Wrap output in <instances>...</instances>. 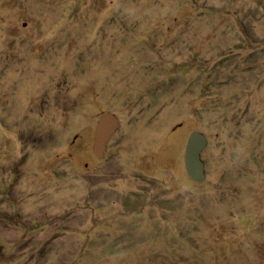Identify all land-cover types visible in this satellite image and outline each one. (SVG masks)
Returning <instances> with one entry per match:
<instances>
[{"label": "rangeland", "instance_id": "1", "mask_svg": "<svg viewBox=\"0 0 264 264\" xmlns=\"http://www.w3.org/2000/svg\"><path fill=\"white\" fill-rule=\"evenodd\" d=\"M0 264H264V0H0Z\"/></svg>", "mask_w": 264, "mask_h": 264}, {"label": "water", "instance_id": "2", "mask_svg": "<svg viewBox=\"0 0 264 264\" xmlns=\"http://www.w3.org/2000/svg\"><path fill=\"white\" fill-rule=\"evenodd\" d=\"M117 118L112 113H106L98 122L96 127V141L98 154L103 149V142L117 126ZM207 144V136L194 130L187 141L185 163L189 175L195 180L206 177L205 163L201 157V151Z\"/></svg>", "mask_w": 264, "mask_h": 264}]
</instances>
